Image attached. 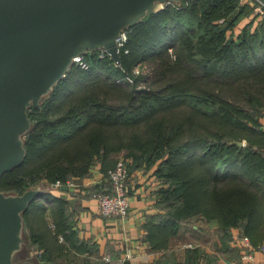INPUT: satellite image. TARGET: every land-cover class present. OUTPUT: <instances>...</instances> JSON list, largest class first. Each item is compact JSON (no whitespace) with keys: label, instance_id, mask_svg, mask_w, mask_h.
<instances>
[{"label":"trees","instance_id":"trees-1","mask_svg":"<svg viewBox=\"0 0 264 264\" xmlns=\"http://www.w3.org/2000/svg\"><path fill=\"white\" fill-rule=\"evenodd\" d=\"M166 5L132 28L119 65L87 52L88 68L74 64L41 107L31 108L25 161L3 176L0 192L22 195L44 182L81 185L96 162L107 174L124 155L131 171L154 169L161 181L159 212L145 224L152 249L169 248L197 219L216 222L224 239L240 228L260 246L264 22L255 25L240 0ZM144 62L153 77L139 89L143 78L131 73ZM129 76L134 84L118 82ZM107 186H92L87 196ZM70 207L67 198L45 191L25 213L38 263L63 264L96 250L80 239Z\"/></svg>","mask_w":264,"mask_h":264},{"label":"water","instance_id":"water-1","mask_svg":"<svg viewBox=\"0 0 264 264\" xmlns=\"http://www.w3.org/2000/svg\"><path fill=\"white\" fill-rule=\"evenodd\" d=\"M181 1L0 0V182L25 161L31 108L41 107L75 58L105 50L120 63L121 33L157 13L158 4ZM43 193L0 192V264H40L15 258L23 248L24 215Z\"/></svg>","mask_w":264,"mask_h":264},{"label":"crops","instance_id":"crops-1","mask_svg":"<svg viewBox=\"0 0 264 264\" xmlns=\"http://www.w3.org/2000/svg\"><path fill=\"white\" fill-rule=\"evenodd\" d=\"M246 3L256 6L254 1L246 0ZM253 17H256L257 25L261 19L257 14ZM252 19H246L241 28ZM99 170L100 167L94 169L93 177L85 179L81 185L70 187L69 190L48 187L56 196L70 200L80 239L91 244L93 249L96 248L95 251L77 253L81 260L76 258L77 260L66 264H86L85 261L92 264H264V253L259 250V246L253 245L252 255L246 257L248 248L243 238L247 235L240 228L233 229L231 236L224 239L217 223L204 219L185 225L172 238L169 248L152 249L146 239L145 224L149 221L148 217L159 212L157 201L161 181L154 169L131 171V207L126 218L104 217L99 212L97 200L93 196H87L90 193L87 189L96 186L94 181ZM79 193L86 197H79ZM189 242L193 243L188 244ZM35 255V259L24 261L38 262L39 254Z\"/></svg>","mask_w":264,"mask_h":264},{"label":"built area","instance_id":"built-area-1","mask_svg":"<svg viewBox=\"0 0 264 264\" xmlns=\"http://www.w3.org/2000/svg\"><path fill=\"white\" fill-rule=\"evenodd\" d=\"M256 3L258 12L264 17V2L261 0H250ZM169 4V3H168ZM130 29L124 30L121 33L120 38L118 39V45L122 53L125 50L126 43L129 39ZM100 51V58L110 57V55L105 50ZM92 52V51H91ZM128 53V50H125ZM111 58V57H110ZM75 64H80L84 68H88V64L83 60V55L75 58ZM119 65L120 63H116ZM140 65V64H139ZM135 72H138L135 71ZM118 82H134L133 77H127L126 81L119 79ZM131 160H126L124 158L120 159L115 167L108 171L107 174H104L101 169L98 171V177L94 181L95 185L109 183V186L104 188L101 191H96L93 197L98 202V209L101 215L104 217H122L126 218L129 215V210L131 207V197H130V183H131ZM66 184L61 183L60 181L56 184V187H63ZM67 186L76 187L74 183H68ZM245 246L248 248V254L246 257H250L254 250L252 241L248 236L243 238ZM259 250L264 253V244H261Z\"/></svg>","mask_w":264,"mask_h":264},{"label":"rangeland","instance_id":"rangeland-1","mask_svg":"<svg viewBox=\"0 0 264 264\" xmlns=\"http://www.w3.org/2000/svg\"><path fill=\"white\" fill-rule=\"evenodd\" d=\"M240 5L241 6H248L251 10H252V13H255V14H257V16H259L260 17V19L261 20H259L258 22L260 23V22H264V17L258 12V8H257V6H254L252 3L251 4H249V3H246V0H240ZM167 5H166V3H160V4H158L157 5V11H160V10H162V9H164L165 7H166ZM260 14V15H259ZM254 15V14H253ZM132 32V28L130 29V32H129V36H130V33ZM128 36V37H129ZM128 42V41H127ZM127 44V43H126ZM125 48H126V46H125ZM153 68H152V66H151V63L150 62H144L143 64H138L137 66H134L133 67V70H132V75H134L135 77L136 76H139V77H142L143 78V81H140V83H139V89H142V88H146V86H148V83H150L151 82V80H152V77H153V70H152ZM138 70V72H135V71H137ZM141 78V79H142ZM120 83V82H119ZM135 83V81L134 82H130V83H128V82H121L120 84H124V86H127V84H134ZM241 145H243L244 144V142H242V143H240ZM122 158H124V159H128V160H131V159H129V158H126L124 155H119L118 156V159H117V162L120 160V159H122ZM101 165V162H96L93 166H92V172H93V170L94 169H98L99 167H100V169H101V167L102 166H100ZM93 177L94 176V174H92L91 173V175H90V177ZM89 178V177H88ZM87 179V178H86ZM69 183H74V181H71L70 180V182ZM75 184V183H74ZM50 187H53V186H51L49 183H47V182H44V183H42L41 185H40V187H39V189H44L45 191H49V188ZM82 188V187H81ZM34 189H38V187L37 188H34ZM88 190V189H87ZM49 223H50V226H51V228L52 229H55V225H54V222H53V220H51L50 218H49ZM183 240V239H182ZM193 242H189L188 244H192ZM35 254H39V251H37V250H35L33 247H32V244H31V242H30V239H29V235H28V233H27V230H26V227H25V230H24V243H23V248H22V250L19 252V254L16 256V258H15V262H22V261H24V260H33V259H35L36 258V255ZM79 259H78V261H80L81 260V257H78ZM77 260V259H76ZM63 264H66V263H68V262H66V261H64V262H62ZM77 263V262H76Z\"/></svg>","mask_w":264,"mask_h":264}]
</instances>
